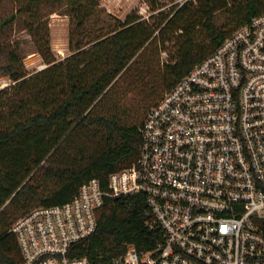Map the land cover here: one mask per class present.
Segmentation results:
<instances>
[{"label": "trees", "instance_id": "16d2710c", "mask_svg": "<svg viewBox=\"0 0 264 264\" xmlns=\"http://www.w3.org/2000/svg\"><path fill=\"white\" fill-rule=\"evenodd\" d=\"M10 1L12 8L0 12V76L13 83L0 89V264H21L11 231L18 217L71 200L92 178L105 187L110 173L137 160L143 119L128 121L116 107L119 84L148 98L159 89L164 93L234 29L262 13L264 0H170L168 8L163 0H144L148 18L137 8L124 20L109 21L98 13L100 0ZM59 8L71 23L70 54L60 60L47 30L37 38L48 13ZM14 27L34 36L46 64L32 75L20 49L6 41ZM167 50L160 67L156 60ZM156 66L159 87L146 79ZM151 220L141 193L104 197L96 229L79 242L77 253L110 260L127 245L151 249L162 239L161 229L149 227Z\"/></svg>", "mask_w": 264, "mask_h": 264}, {"label": "built area", "instance_id": "2783aa9c", "mask_svg": "<svg viewBox=\"0 0 264 264\" xmlns=\"http://www.w3.org/2000/svg\"><path fill=\"white\" fill-rule=\"evenodd\" d=\"M140 131L137 160L105 187L92 178L12 223L21 264H264V11L165 91ZM135 193L162 239L110 260L78 255L104 197Z\"/></svg>", "mask_w": 264, "mask_h": 264}, {"label": "rangeland", "instance_id": "374dc122", "mask_svg": "<svg viewBox=\"0 0 264 264\" xmlns=\"http://www.w3.org/2000/svg\"><path fill=\"white\" fill-rule=\"evenodd\" d=\"M165 7H170V0H163ZM146 3L144 0H100L99 15L102 19L107 21L113 19L124 20L125 17L133 12L137 11V8L144 6ZM12 8V3L10 0H1L0 1V12L1 14L7 13L8 10ZM224 21L223 16H217V24L220 25ZM42 29L38 32V37H43V33L47 30L49 34V43L50 49L54 58L60 60L63 57H67L70 54L68 48L69 41V32L71 29L70 17L64 13L62 8L55 9L48 13L43 22ZM102 23L98 22L96 28H101ZM6 41L9 42L12 46H15L20 49L23 55V63L26 69L27 76L32 75L33 73L43 69L46 64L43 61L40 54L36 51L35 48V38L27 30H21L18 27H14L11 31L8 30L5 35ZM171 46V45H169ZM168 59V50L160 52L159 60L156 62L159 63V66L163 64ZM155 65V63L153 64ZM150 75L146 78L150 81H155L156 86L159 87V72L156 67H149ZM10 84H13L6 77L0 76V89L6 87ZM118 87L119 98L117 102V108L125 110L128 114V121L140 122L144 119V116L149 106L158 102L162 97L163 93L158 92L154 93L152 96L145 97L141 95V91L135 89L136 87H129L125 85V82H121ZM145 93H150L149 90H144ZM141 93V94H140ZM126 120V119H125Z\"/></svg>", "mask_w": 264, "mask_h": 264}]
</instances>
